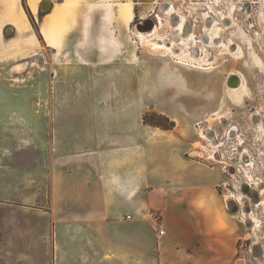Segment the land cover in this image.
Here are the masks:
<instances>
[{
	"label": "rangeland",
	"instance_id": "obj_1",
	"mask_svg": "<svg viewBox=\"0 0 264 264\" xmlns=\"http://www.w3.org/2000/svg\"><path fill=\"white\" fill-rule=\"evenodd\" d=\"M100 2L64 49L0 53V264L76 255L78 234L97 227L77 218L95 215L88 200H110L107 182L123 184L117 198H132L155 231L151 205L214 191L240 228L231 264H264V0ZM178 16L194 39L187 51Z\"/></svg>",
	"mask_w": 264,
	"mask_h": 264
},
{
	"label": "crops",
	"instance_id": "obj_2",
	"mask_svg": "<svg viewBox=\"0 0 264 264\" xmlns=\"http://www.w3.org/2000/svg\"><path fill=\"white\" fill-rule=\"evenodd\" d=\"M100 1L85 0L70 29V13L79 0H69L68 4L66 0H0V53L29 54L42 45L54 51L64 49L70 44L72 33L86 31L83 17L93 16ZM42 2L51 6L47 13L39 10ZM117 11L126 25L128 16L122 8ZM110 14L106 9L105 16ZM8 27L14 35L5 39ZM169 165L173 166V161ZM116 174L113 176L125 177L127 185L133 186V176ZM117 183L107 182L113 195L104 205L95 199L88 200V208H93L95 215L77 218V223L97 226L93 228L96 233L83 229L77 238L82 240L81 248L76 250V255L72 251L73 256L65 253L62 264H231L235 260L240 228L214 191L203 186L184 188L173 200L164 198L158 205L149 204L147 207L156 208L162 217L165 235L159 237L148 212L135 205L132 198L126 197L125 206L117 198V193L123 190V184ZM92 186L100 187V180L93 181Z\"/></svg>",
	"mask_w": 264,
	"mask_h": 264
},
{
	"label": "bare ground",
	"instance_id": "obj_3",
	"mask_svg": "<svg viewBox=\"0 0 264 264\" xmlns=\"http://www.w3.org/2000/svg\"><path fill=\"white\" fill-rule=\"evenodd\" d=\"M8 9H9V7H8ZM128 10V15H129V13H130V10L129 9H127ZM187 21H185L184 20V18H182L181 16H178V20H177V22H176V25H175V31L174 32H176V33H174V34H176L175 35V37L177 38L176 39V43H177V46H179L180 47V49L181 50H183V51H187L188 50V46L189 45H191V43L194 41V39H193V37H192V35H191V31L188 29V26H187ZM214 25V24H213ZM140 26V25H139ZM209 28V27H208ZM152 29L150 28V31H151ZM210 30V29H209ZM150 31H148V33L146 32L145 34L144 33H140V30H139V32L137 33L140 37H149L150 38V36H152L153 35V33H154V30H153V32H151L150 33ZM216 31V30H215ZM44 34V33H43ZM214 35L215 34H207V40H206V45H211L212 43H213V37H214ZM142 39V38H141ZM183 39L185 40V41H183ZM150 40V39H149ZM148 40V41H149ZM230 47V45L229 46H227L226 48L227 49H230L229 48ZM178 56V55H177ZM182 56V55H181ZM193 58V57H192ZM187 59V58H186ZM197 60V59H196ZM188 61V60H187ZM234 75V74H233ZM238 75V74H237ZM234 80H231V81H229V84H230V86H238V88L237 89H234V91H236V90H240V89H242L243 88V84H244V82H243V79L239 76V77H237L236 75H234Z\"/></svg>",
	"mask_w": 264,
	"mask_h": 264
},
{
	"label": "water",
	"instance_id": "obj_4",
	"mask_svg": "<svg viewBox=\"0 0 264 264\" xmlns=\"http://www.w3.org/2000/svg\"><path fill=\"white\" fill-rule=\"evenodd\" d=\"M50 9H51V6L48 2H42L40 7H39L40 12H42V13H47ZM10 32H11V28H9V27L6 28L5 34L8 35V34H10Z\"/></svg>",
	"mask_w": 264,
	"mask_h": 264
},
{
	"label": "flooded vegetation",
	"instance_id": "obj_5",
	"mask_svg": "<svg viewBox=\"0 0 264 264\" xmlns=\"http://www.w3.org/2000/svg\"><path fill=\"white\" fill-rule=\"evenodd\" d=\"M141 21L143 22H139L138 24L140 25V27L143 29V30H148L150 28H153V23L151 22V20L149 19H145V18H140ZM195 26V25H194ZM220 119H223L222 116L220 117Z\"/></svg>",
	"mask_w": 264,
	"mask_h": 264
},
{
	"label": "built area",
	"instance_id": "obj_6",
	"mask_svg": "<svg viewBox=\"0 0 264 264\" xmlns=\"http://www.w3.org/2000/svg\"><path fill=\"white\" fill-rule=\"evenodd\" d=\"M157 23L159 24L158 20ZM126 219H130V216H126ZM156 230H157V235L159 237H163L165 235V229L161 225H157Z\"/></svg>",
	"mask_w": 264,
	"mask_h": 264
}]
</instances>
